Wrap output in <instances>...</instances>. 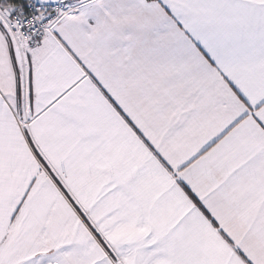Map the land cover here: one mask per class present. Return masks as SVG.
Listing matches in <instances>:
<instances>
[{
  "label": "snow or ice",
  "instance_id": "snow-or-ice-1",
  "mask_svg": "<svg viewBox=\"0 0 264 264\" xmlns=\"http://www.w3.org/2000/svg\"><path fill=\"white\" fill-rule=\"evenodd\" d=\"M0 264H264V0H0Z\"/></svg>",
  "mask_w": 264,
  "mask_h": 264
}]
</instances>
